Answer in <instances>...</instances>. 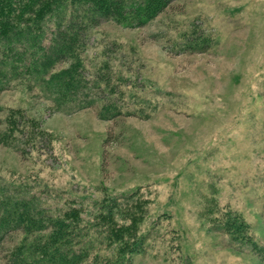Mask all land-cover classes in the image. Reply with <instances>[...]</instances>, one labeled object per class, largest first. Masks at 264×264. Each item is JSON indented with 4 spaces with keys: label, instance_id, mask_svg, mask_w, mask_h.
I'll return each instance as SVG.
<instances>
[{
    "label": "rangeland",
    "instance_id": "obj_1",
    "mask_svg": "<svg viewBox=\"0 0 264 264\" xmlns=\"http://www.w3.org/2000/svg\"><path fill=\"white\" fill-rule=\"evenodd\" d=\"M81 35L75 60L0 82V196L92 220L136 193L130 264H264V0H174L145 25L99 18ZM62 71L78 88L65 98L49 83ZM34 236L2 226L0 264Z\"/></svg>",
    "mask_w": 264,
    "mask_h": 264
},
{
    "label": "trees",
    "instance_id": "obj_2",
    "mask_svg": "<svg viewBox=\"0 0 264 264\" xmlns=\"http://www.w3.org/2000/svg\"><path fill=\"white\" fill-rule=\"evenodd\" d=\"M172 1L0 0V82L9 75L36 82V78L56 63L67 58L75 60L81 32L95 27L99 18L114 20L124 26H142L163 13ZM77 13L83 16L81 21L76 18ZM68 15L70 20L66 24ZM52 19L57 21L58 32L46 35ZM64 26L71 31L72 38L61 33ZM49 43H53V47ZM50 75L49 83L56 88L58 83L59 93L65 92L61 93L62 98L67 97V92L78 89L74 87V72ZM3 140L0 136V143ZM135 194L124 201L111 199L95 212L92 220L82 219L75 209L60 216L45 212L34 215L25 202H8L0 196V208L5 209L0 228L7 225L29 237L38 234L21 243L19 254L15 256L17 264H130L132 257L144 249L143 235L136 234L138 214L128 212L124 207ZM224 216L230 229L242 235L240 240L249 243L245 237L247 226L239 217L229 211ZM89 231L97 232V241L88 237ZM262 261L264 263V257Z\"/></svg>",
    "mask_w": 264,
    "mask_h": 264
}]
</instances>
